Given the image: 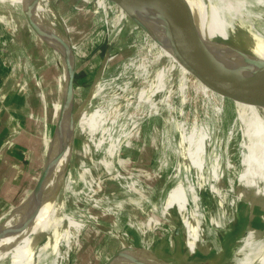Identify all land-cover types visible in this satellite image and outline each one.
I'll list each match as a JSON object with an SVG mask.
<instances>
[{
    "label": "rangeland",
    "instance_id": "374dc122",
    "mask_svg": "<svg viewBox=\"0 0 264 264\" xmlns=\"http://www.w3.org/2000/svg\"><path fill=\"white\" fill-rule=\"evenodd\" d=\"M82 1L60 0L57 4L63 5L64 11L67 7L78 6L73 13L77 17L73 25L76 24L81 32L75 35L78 64L73 82V117L91 108L81 115L75 147L70 151L66 149L56 165L57 157L50 156L52 161L43 192L44 201L31 232L23 235L15 245L54 234L58 239L42 248L26 264H103L116 249L125 246H132L136 256L155 254L163 261L172 260L177 264L179 256L188 254V248L183 230L176 237L175 229L181 228L182 224L188 229L197 219L201 221L206 236H202L204 244L198 241L191 257L193 261L207 260L211 263V255L223 249L227 262L250 227L264 238L263 204L262 207L253 206L237 199L235 194L238 180L246 174L247 180L251 177V167L263 153L264 126L260 125L242 159L239 143L243 118L238 105L232 103L235 113L227 107L223 109L216 102L223 103L225 99L214 95V91L204 85L189 67L180 61H175L171 67L169 64L174 55L166 41L143 29L140 21L135 22L113 0ZM37 2L55 18L57 14L51 0ZM253 11L257 16L264 13L261 8ZM14 18L18 25L23 24L21 18ZM254 25L260 29L258 21H254ZM19 40L25 43L27 37L20 35ZM214 50L210 52L212 62L220 77L227 78L225 61ZM8 52L10 49L0 30V130L3 136H8L4 127L9 125L3 94H9L18 83V79L12 78L8 72L11 62ZM32 52L39 56L38 50ZM241 53L239 49L232 52L237 66L240 62L236 56ZM228 59L225 58L232 68L230 78L233 73L236 75L237 66ZM163 70L167 73L160 78ZM54 74V71L50 72L52 80ZM64 78L65 74L62 84ZM243 79L245 74L240 80ZM182 86L186 89L185 95ZM117 96L119 98L114 100L116 107L108 117L104 107ZM152 100L171 109L167 130L170 155L165 165L162 161L166 160L167 149L163 146L162 116H148L143 110L133 107L141 101ZM257 100L251 104L247 99L241 102L253 106ZM253 112L254 108H249L246 114L251 113L252 118ZM117 114L121 116L116 117ZM166 114L164 112L163 115L166 117ZM101 123L90 136L86 134L90 127ZM38 137L41 139L42 133ZM86 143L98 147L88 148ZM32 144L38 146L35 141ZM42 145L41 156L44 154ZM49 149L50 144L47 143V154ZM42 157L43 168L45 158L44 155ZM3 158L5 155L0 154V182L2 173H6L2 170L5 168ZM70 162L74 164L72 169L68 167ZM64 166H67L65 171ZM22 173L20 166L9 165V176L16 178V185H22ZM26 186L27 182L22 188L25 192ZM38 194L39 191L36 196ZM127 196L140 204H125V209L118 212V206ZM19 197L21 201L25 198L24 195ZM20 198L13 204L20 202ZM259 200L263 203L262 198ZM19 204L13 218L22 215L30 206ZM46 206L50 208L46 209ZM8 209L6 206L0 210V222ZM195 210L198 212L194 213ZM83 221L84 227L76 237L75 232L82 227ZM15 228H7L11 231L0 235V242H4ZM207 248L208 251H202Z\"/></svg>",
    "mask_w": 264,
    "mask_h": 264
},
{
    "label": "bare ground",
    "instance_id": "6f19581e",
    "mask_svg": "<svg viewBox=\"0 0 264 264\" xmlns=\"http://www.w3.org/2000/svg\"><path fill=\"white\" fill-rule=\"evenodd\" d=\"M182 2L188 18L190 19V22H193L196 25L195 29V25L192 24L209 58L211 59L210 52L212 50L215 51L214 49H216L217 52H219V54L221 55V59L225 61L226 67L228 69L227 78H229L232 68L230 69V65L228 66L225 58H229L230 62H233L236 65L237 61L232 59V52H235V49L241 50L242 53L236 56L237 59H239L238 62H240L238 66L236 65L237 73L236 75L233 73L229 79L234 80L235 78L236 80L237 76V79L240 80L244 74L246 78L247 76H251L264 71L263 69L258 68L252 64L258 61H262L264 63V0H182ZM115 3L123 10L127 11L129 15L135 20V22L138 23L140 21L139 23H141L140 25L143 29L147 30L151 35H155L157 39L161 38L160 40L164 42L166 41L167 43L166 29L168 23L164 9L159 0H121V2ZM0 6H5L13 9L15 12L23 14L25 17H27L30 24L38 31V33L45 37V41L49 45L54 46L62 52V54H58L57 57L60 59L63 67L68 70L69 64L65 65V63L67 61H71V57L67 54V45L65 39L63 38V36H60V31L57 30L58 33L56 31L54 32L53 23L55 21L53 20V17L43 6H41L37 2V0H0ZM255 8H261V12L263 14L259 16L255 15L253 11V9ZM13 18L14 17L10 16L9 14L0 13V19L2 21L13 23V21L15 20ZM254 21L259 22L260 29L255 27ZM234 54L236 55V53ZM229 59L227 61H229ZM175 61L179 60L174 56L169 65L172 67ZM179 63L182 64L181 61ZM247 68L248 71H246ZM166 73L167 70H163L160 74V78H162ZM179 73V78L181 79L183 71ZM97 87L98 85L94 89V95L96 93V90L98 89ZM184 89V86H182L181 90L183 91ZM213 91L214 95H218L221 99H225V101H228L231 105L233 103L238 105V107L240 108L243 120L242 123H240V116L238 117V121L241 124L242 130V138L239 143V147L241 149L240 153L243 159L246 156L250 145H252V142L258 133L260 125L262 124L261 120L259 119L258 113L264 110V98L258 100L256 99L257 101L255 105H253V107L252 105H244L243 102H241L242 99L240 98L228 96L215 90ZM118 98L119 97L117 96L116 98L111 99L110 102L106 103V107H104L106 111L104 113L106 116L109 117L114 111V108L116 107L115 105L117 104L114 100ZM156 100L141 101L137 103V105H133V107H135L137 110H143V112H146L148 116H162L164 125L163 146L165 147V149H167V154L165 153L166 160L162 161V163L165 165L168 164V158L170 155L168 152L169 135L167 130L169 126L168 112L170 113L171 109L169 108V106L160 104ZM254 101L255 100L247 99V102L250 104ZM252 107L254 108L252 118H245L244 115L246 114L247 110L249 108L253 109ZM164 112L167 113L166 117L163 115ZM81 115L74 123L76 124L75 129H73V124L68 123L67 118L58 120V125L56 124L54 126V134H52L51 136H47V140L45 142L46 145L47 143L48 145L50 144V149L48 150L47 154L49 158L50 156H52L51 152H53L57 147L60 148L61 144H63L69 151L72 150L73 147H75L78 139V125L79 120L81 119ZM119 116L121 115H116V117ZM99 125H102V123L90 127V131L88 130L86 134L90 136L95 130H97V127ZM71 134L72 136L74 135V137H70ZM261 143L263 146V153L259 159H256V163L252 165L251 177L247 180L246 174L243 176V178L241 177L239 180L237 179L239 186L235 194L237 196V199L239 200L249 202L253 206L259 205L262 207L261 204H263L264 207V134L262 136ZM85 146L94 149L98 147L96 146V144L94 146H91V144L89 143H86ZM60 156L61 154L57 157L55 165L57 164ZM51 161L52 159L49 160L48 170L51 167ZM71 165L72 163L70 162V164H68V167H70ZM64 167L65 171L67 166ZM62 175H60L59 179H61ZM58 185L59 182H57L56 186L58 187ZM242 186L243 188L241 190ZM127 197L128 198H126L125 201H122L118 206V212H122V210L125 209V204L131 205L133 203L134 205L137 204V206L138 204H140L139 201L137 202V200L134 201L129 196ZM36 198V193H34L33 197L31 196L22 200V203L30 204V206L28 207V209H26V211H24L22 215L20 214L11 220L8 227L10 229L14 227L16 228L10 235H8L7 239L4 242H0V264H26L30 260L35 258V256L46 245L56 243L58 236L57 234H54L52 237H48L45 239V236H41L42 238L37 237L24 244L15 245L23 235L30 233L32 230L33 223L36 221L38 211L41 207L39 206L35 209ZM260 198L263 199V203H261V200H259ZM45 208L48 209L50 208V206H46ZM193 212L196 213L198 212V210H195ZM193 212L191 214H193ZM167 218H169V216H167ZM216 223H218V221ZM182 230L185 236V244H187L188 254L186 256H179V259L176 261L180 262L177 264H200L197 261H193L194 259L191 260V257L196 250L198 241L200 240L201 243L204 244L202 236H206V233L201 227V221L197 219L188 229H185L184 225L182 224ZM10 231L11 230L6 229L1 232L0 235H6L7 233H10ZM260 238L261 237L259 236L258 232L250 227L247 236L241 240V245L234 251L231 261L223 264H245L247 258L257 246ZM170 247L173 248L172 245H170ZM130 248L134 249L132 248V246H125L123 249ZM208 250V248L205 250L202 249V251ZM129 253H131V251ZM133 255L138 260V263L131 262L129 260H126L125 258H118L114 264H140L139 262H141V264H173L172 260L163 261L155 254L146 256H136L135 254Z\"/></svg>",
    "mask_w": 264,
    "mask_h": 264
},
{
    "label": "water",
    "instance_id": "95a60500",
    "mask_svg": "<svg viewBox=\"0 0 264 264\" xmlns=\"http://www.w3.org/2000/svg\"><path fill=\"white\" fill-rule=\"evenodd\" d=\"M59 1L60 0H51V6L57 14L53 19L55 21L53 23L54 32L56 31L58 33L60 30L63 33L60 35L65 39L67 54L71 57V61L65 63V65L69 64L68 70L63 67V64L57 57L58 54H62V52L54 46L49 45L45 41V37L40 35L30 24L27 17L15 12L13 9L0 6V13L9 14L12 17L17 16V18H21V23H23L18 25L15 20L13 23H10L0 19V30L4 40H6V45L10 49L8 56L11 57V62L9 61L10 66L7 67L8 72L12 78L18 79L17 85L11 89L9 94L4 92L3 103L5 102L7 105L4 109L7 112L10 125V127L9 125L7 127L9 137L10 139L12 138L11 142L15 141L13 143L14 149L21 153V167L24 175L23 182L25 185L27 182L24 199L31 197L34 193L39 191L36 198L35 209L44 201L43 192L48 180V165L50 158L47 156L45 144L47 136L54 134V126L56 122L62 118H67L68 123L73 124V129H75V121L78 120L83 112L91 108L89 105L90 108L84 110L78 117H73V91L75 90L73 88V82L78 64V42L75 35L78 36V34H81V32L78 31L80 30L78 26L76 24L73 25V22L77 19V17H74L73 13L75 10H78V6L76 4L69 8L67 7V10L64 11L63 5L57 4ZM113 1L121 2V0ZM159 1L162 4L167 18L168 25L166 36L169 51L179 61L189 67L204 85L235 98L251 100L264 98V71L237 81L220 77L219 71L206 53L198 34L188 18L182 0ZM20 35H25V37H27L25 43L19 40ZM33 50H38L39 56L34 54L32 52ZM252 64L264 70V63L262 61ZM52 71L55 72L53 80L50 77V72ZM64 74L65 78L62 84V77ZM95 88L96 87H94V89ZM185 92L186 89L183 91L184 95ZM222 102L223 103L217 101L216 104H220L225 110L229 108L233 113L236 112L228 101L226 102L224 100ZM250 115L251 113H247L244 117L249 118ZM258 115L264 126V110L259 112ZM23 119H25V121ZM49 128H51V131ZM29 131L31 134H29ZM40 133L43 135L41 139L38 137ZM28 136L29 138H27ZM71 136L72 134L70 137ZM72 137H74V135ZM16 141L24 143L25 147H21ZM33 141H35L38 146H33ZM41 145L44 148V154L42 153V156L44 155L45 158L43 168L41 167L43 160L41 156ZM65 150V146L61 144L60 148L52 152V157H58L60 154L62 156ZM85 155L84 153L83 156L85 157ZM83 222L79 231L75 232L76 237L84 227L85 222ZM181 231L182 227L176 228L175 236L179 237ZM123 248L119 250L116 249L103 264H114L118 258H125L131 262L138 263V260L133 255V250L135 249ZM62 250H64V248H62ZM71 251L72 247L69 248V253H71ZM130 251L131 253H129ZM211 256L213 257L211 263L207 260L199 263H226L223 249L214 252ZM229 261H231V259L227 260V262ZM139 263L141 264V262Z\"/></svg>",
    "mask_w": 264,
    "mask_h": 264
},
{
    "label": "crops",
    "instance_id": "0c3cea01",
    "mask_svg": "<svg viewBox=\"0 0 264 264\" xmlns=\"http://www.w3.org/2000/svg\"><path fill=\"white\" fill-rule=\"evenodd\" d=\"M23 120L25 121V119ZM4 128L8 136H6V134H4L3 136V132L0 130V154L5 155V158H3L2 160V163L5 168H2V170H6V173L5 172L2 173V176H1L2 181L0 182V200H1L0 210L5 209L6 206H8L9 209H8L7 214L3 216L4 220L0 222V233L6 230L7 228H9L8 226L10 225L11 219H13L12 215L15 213L17 209L20 208L19 203L22 202L21 201L22 198H20L19 196H22V195L25 196V190L22 189L24 185L23 173L21 177L22 179L21 186L15 184L16 178L14 179V177L9 176V165L14 166V167L15 166L21 167L22 160H21V153L18 150L14 149L13 147V143L15 141L11 142L12 138L10 139L9 137L8 128L7 127H4ZM19 141H16V143L20 145L21 147H25V144ZM73 165H71L69 168L72 169ZM18 198H20V202L18 201L16 204H13L15 200H17ZM10 213L12 214L9 215L8 217L7 215ZM6 217L8 218L6 219ZM245 263L246 264H264V238H260L257 246L254 248V250L252 251L250 256L247 258Z\"/></svg>",
    "mask_w": 264,
    "mask_h": 264
}]
</instances>
